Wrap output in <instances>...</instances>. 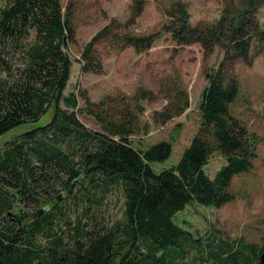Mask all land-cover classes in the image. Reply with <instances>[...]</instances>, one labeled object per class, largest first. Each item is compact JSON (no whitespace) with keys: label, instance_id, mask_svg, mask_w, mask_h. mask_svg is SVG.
I'll use <instances>...</instances> for the list:
<instances>
[{"label":"trees","instance_id":"16d2710c","mask_svg":"<svg viewBox=\"0 0 264 264\" xmlns=\"http://www.w3.org/2000/svg\"><path fill=\"white\" fill-rule=\"evenodd\" d=\"M145 2L132 0L131 14L121 24L125 31L112 37L137 53L148 51L158 38L127 32L145 11ZM262 4L264 0H227L215 21L195 24L181 0L168 8L165 28L175 43H198L203 55L221 46L223 58L202 91L197 133L178 162L156 172L150 163L168 158L171 142L132 147L135 113L130 109L120 122L96 113L104 128L89 129L78 117V94H64L73 26L62 1L0 0V136L38 120L51 105L54 113L45 126L0 147V264H189L190 250L207 264L262 259L264 236L261 244L210 233L198 239L172 220L192 200L217 208L232 201V179L248 171L255 157L249 131L231 114L230 105L239 95L235 64L241 60L250 66L264 54V24L256 16ZM109 28L100 29L82 49L84 73H102L95 46L106 40ZM188 100L177 92L163 118L185 112ZM214 153L227 161L211 178L204 167ZM116 189L123 199L122 214L110 223L104 206ZM61 198L67 204L60 205ZM79 203L81 211L71 219L70 205ZM15 206L35 215L11 222L7 212Z\"/></svg>","mask_w":264,"mask_h":264},{"label":"rangeland","instance_id":"374dc122","mask_svg":"<svg viewBox=\"0 0 264 264\" xmlns=\"http://www.w3.org/2000/svg\"><path fill=\"white\" fill-rule=\"evenodd\" d=\"M63 10L68 15L73 34L67 51L72 63L70 79L64 94L74 91L78 94L82 113L79 119L89 129L102 131L96 113L106 120L120 122L124 110L134 111L133 132L129 136L132 147L147 148L159 142L169 141L173 150L163 161L150 163L151 168L160 172L171 168L197 133L200 120L199 102L202 91L209 84V74L221 61L222 47L217 46L210 54L203 55L198 43L178 45L166 31V12L178 0H147L143 14L135 18L127 32L134 35L155 33L158 38L148 51L138 52L131 46L120 47L112 39L113 33H121L125 26L121 24L131 14L132 0H61ZM190 12L191 21H215L223 10L227 0H181ZM259 24H264V4L256 13ZM109 25L106 40L95 47L102 62V73H84L81 66V54L84 46L103 27ZM95 48V49H96ZM239 81V95L231 103V114L244 122L249 131V139L254 144L255 157L250 160V169L239 173L232 179L231 190L235 198L223 207L205 206L189 201L183 211L176 212L173 219L188 230L195 238L214 235L217 239L235 241L243 239L246 243L261 244L264 236V54L257 56L248 66L241 60L235 64ZM174 89V91H173ZM184 92L189 98V107L185 112L164 119L163 111L177 92ZM145 93V94H143ZM53 105L38 120L22 123L0 136V147L17 135L45 126L53 117ZM204 167L208 177L226 163V157L214 153ZM119 191L108 194L105 220L111 223L122 214V202ZM61 203H66L61 198ZM72 203V201H71ZM23 208V207H22ZM81 211V205H70L71 219ZM16 221L11 218V222ZM44 241V239H41ZM196 252L187 253V263L199 262ZM260 257L264 254L259 252ZM253 264L261 263V259Z\"/></svg>","mask_w":264,"mask_h":264},{"label":"water","instance_id":"95a60500","mask_svg":"<svg viewBox=\"0 0 264 264\" xmlns=\"http://www.w3.org/2000/svg\"><path fill=\"white\" fill-rule=\"evenodd\" d=\"M7 215H9L10 216V218H9V220L11 219V218H13V219H15L14 217H13V215L15 216V217H19V216H21L22 215V217H23V219H24V217H32V216H34L35 214H31V213H27V212H22V210L21 211H17V212H13V211H8L7 212ZM264 261V254L262 255V259H261V263Z\"/></svg>","mask_w":264,"mask_h":264},{"label":"flooded vegetation","instance_id":"af4514ba","mask_svg":"<svg viewBox=\"0 0 264 264\" xmlns=\"http://www.w3.org/2000/svg\"><path fill=\"white\" fill-rule=\"evenodd\" d=\"M21 211L22 209L21 208H18V209H16V206L14 207V209H13V211ZM22 212H23V210H22ZM13 217L15 218V220L20 224V223H22V222H24V220L25 219H28L29 217H24V219H23V217H22V215L21 216H19V217H15L14 215H13Z\"/></svg>","mask_w":264,"mask_h":264}]
</instances>
